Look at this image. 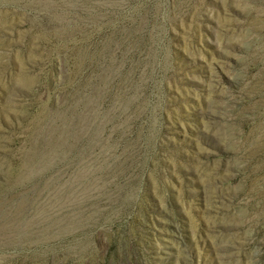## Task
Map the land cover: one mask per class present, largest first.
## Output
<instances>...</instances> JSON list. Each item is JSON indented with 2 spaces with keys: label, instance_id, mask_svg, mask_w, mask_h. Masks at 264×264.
Wrapping results in <instances>:
<instances>
[{
  "label": "rangeland",
  "instance_id": "rangeland-1",
  "mask_svg": "<svg viewBox=\"0 0 264 264\" xmlns=\"http://www.w3.org/2000/svg\"><path fill=\"white\" fill-rule=\"evenodd\" d=\"M0 264H264V0H0Z\"/></svg>",
  "mask_w": 264,
  "mask_h": 264
}]
</instances>
